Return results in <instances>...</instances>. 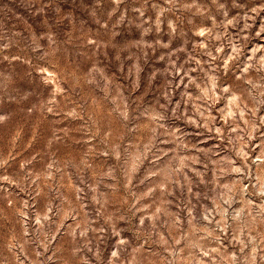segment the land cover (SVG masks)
Masks as SVG:
<instances>
[{"label": "rangeland", "instance_id": "obj_1", "mask_svg": "<svg viewBox=\"0 0 264 264\" xmlns=\"http://www.w3.org/2000/svg\"><path fill=\"white\" fill-rule=\"evenodd\" d=\"M0 264H264V0H0Z\"/></svg>", "mask_w": 264, "mask_h": 264}]
</instances>
